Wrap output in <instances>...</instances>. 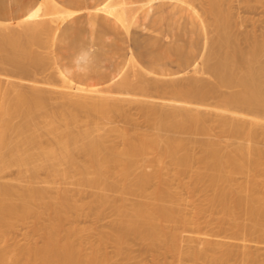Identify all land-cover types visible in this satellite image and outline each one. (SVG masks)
Segmentation results:
<instances>
[{
  "label": "bare ground",
  "instance_id": "6f19581e",
  "mask_svg": "<svg viewBox=\"0 0 264 264\" xmlns=\"http://www.w3.org/2000/svg\"><path fill=\"white\" fill-rule=\"evenodd\" d=\"M156 1L196 11L190 0H141L135 7L131 0H104L96 9L127 30L136 13ZM249 1L253 2L239 0V4L245 2L246 12L256 9ZM206 2L201 7L209 6L204 12L213 14L214 25L211 17L210 21L217 33L216 51L213 61L214 50L210 51L205 38L194 67L202 58L214 78L210 84H181L174 79L178 75L170 74H153L149 79L145 76L149 73L142 70L144 75L123 87L125 92L137 88L141 98H126L100 90L99 85L75 83L58 66L51 50L54 74L61 82L58 92L65 100L61 103L65 106L55 107L49 100L54 88L46 94V89L25 87L0 76V264H107L110 256L100 252V245L111 241L116 255L130 259L131 240H139L153 253L148 264H169L159 256L170 253L179 257L181 232L190 231L193 223L182 210L178 187L199 185L207 191L206 206L199 211L216 209L219 231L226 238L222 242L214 234L196 229L188 236L189 243L195 244L184 245L188 257L209 264L231 259L238 260L237 264H264V257L253 251L255 244H264V151L259 146V139L264 138V36L258 38L252 29L241 38L244 47L233 29L238 24L241 28L242 20L233 22L231 0ZM73 13L55 0H43L21 19L0 22L1 64L11 65L22 76L28 74V66L37 64L40 53L30 47L22 54L18 43L41 45V35L47 32L53 47L60 23ZM132 65L136 67L134 62ZM151 91L171 98L154 101ZM130 102L139 106L146 127L141 131L131 128L132 132L116 125L105 129L106 116L127 113L125 105ZM77 111L86 113L82 122ZM92 113L104 115V122L92 119ZM112 132L121 142L110 139ZM190 143L200 149V166L188 174V182L179 181L176 186L173 180H180L178 175L185 174L194 159ZM167 162L173 165L170 177ZM13 170L14 177L4 179ZM50 179L64 187L52 194L45 185ZM68 185L77 187L71 190ZM80 187L92 190L87 204L76 202ZM102 205L112 208L113 221L98 244L86 247L82 230L72 225V215H89ZM28 218H32L29 224L40 243H29L25 237L26 244L11 246L7 243L10 232L18 221L28 222ZM200 239L203 247L198 246Z\"/></svg>",
  "mask_w": 264,
  "mask_h": 264
},
{
  "label": "rangeland",
  "instance_id": "374dc122",
  "mask_svg": "<svg viewBox=\"0 0 264 264\" xmlns=\"http://www.w3.org/2000/svg\"><path fill=\"white\" fill-rule=\"evenodd\" d=\"M127 1H129V0H127ZM140 1L141 0H133V1L131 0V2L134 3V4L132 3V5H134V7L137 6L140 3ZM190 1L192 2V4L194 3L193 4L194 7L196 6L195 7L196 11H194L190 8L189 9H185V8L180 9L179 7L173 6L172 4H169V3L163 4L162 6H159V7H155L156 4H154L152 11H150V17L146 22L147 28H145L141 32H139V34L137 36V41L138 42H140V41L144 42L146 44V46L148 47V51L150 53H152V55H156V53H157L162 57L159 60L160 62L165 61L164 63H168L170 72H174V71L179 69V66H180L179 61L180 60L178 59L177 55L172 52V50L167 49V46L170 45V47H172L175 45H181V46H183V48H186L191 40H195L199 37V35H198L199 30L193 25L197 21L196 15L199 17V19L201 21L203 33H204V39L206 38L207 42L209 41L208 43L211 46L210 51L213 49V46L215 45L214 41L217 38L216 37V35H217L216 31H213V30H215V27L213 26L214 25L213 14L210 12V10H209V12H204L205 9L206 10L209 9V6L201 7L204 5H208L206 0H201V1L200 0H190ZM251 1H253V2H250V1L249 2L252 3L253 5L255 4L254 8H256V9L253 8L254 10L252 9L253 11H251V12H248V11L246 12L244 10V7H243L245 2L239 4V0H231V5H230V11L232 14L233 22H237V21L239 22V20H242L241 28L238 24L237 26H235L233 28L237 32H235L234 30H233V32L237 33V34H235V35H237V37L240 36L239 40H240V42L241 41L244 42V43H241L244 45V47L246 46V42L241 38L243 37L245 39V34H249V31H250V33H252L251 32L252 29L254 30V32H253L254 34L256 31L258 36L259 35L264 36L263 35L264 34V5H263L264 1L259 0L260 3L257 0H255V1L251 0ZM57 3L59 5H61L63 8L66 7L65 5H63L59 2H57ZM210 17L213 21V25H211L212 21H210ZM154 20H156V21L159 20L162 24L156 26L153 23ZM15 21H17V20L3 21V22H15ZM192 22H193V24H192ZM137 31H139V29ZM239 31H241L242 33L241 32L239 33ZM260 32L262 34H259ZM45 33H42V35H41V37L44 40L41 45L34 44L31 46L32 43H30V44L27 42L18 43V44H20L18 46L19 52L22 54L27 53V49H30V47L35 48L38 51V53H40L39 57H38L39 61L37 62V64L35 63V64H33V66H28V69H29L28 74H25V75L23 74V76H22V73H17L16 71H14L11 65L1 64V61H0V65H1L0 66V76L3 75L2 77L4 79H5V77H7L8 80L9 79L14 80V82H15V80H17V83L22 82L24 84V86L25 85H28V86L34 85V87H36L37 89L38 88H40L41 90L46 89V94L50 91V89L52 90L54 88V90H55L54 93H52V91H50L53 96L50 95V93L48 94V95H50V98L52 96V98L49 99L50 103L54 106L57 105L55 107L65 106V105L61 104L63 101H65L64 96L60 95V93L58 92L59 91L58 88H59L61 82H59L58 77L55 76L54 68H53V64H52L53 58H52L51 50H53V52H54V47L50 46L49 35L47 34V32H45ZM143 34H147V38L145 36H143ZM261 36H259L258 38H260ZM25 43H26V45H25ZM243 45H240V46H243ZM21 46H22V48L25 47V49H21ZM23 50H25V51H23ZM215 51L216 50H214V52L211 51V52H213V54L211 56L213 61H214L213 56L215 55L214 54ZM49 57H50V59H49ZM211 57H209V58H211ZM40 58L42 59V61ZM201 59L198 61V64L195 66L196 68L193 67L191 70H189L188 72H185L181 75L177 74V73L172 74L173 76L178 75L177 77L174 78L175 81L176 82L179 81L178 83H180V81H181V84H182V81L184 84H186L188 82L191 83L192 81H194V84L197 86H204L205 84L212 83L214 81V78L208 72L207 68L204 66ZM0 60H1V58H0ZM148 60L150 61L151 58L147 57V59H146L143 56H140L139 53H134L125 62L124 66L120 72V76L117 78L116 82H112L111 84H106V83L99 84L100 90H105V89L110 90L113 92L114 95L118 94L117 96H122V97H126V98H135V97L141 98V96L138 95L139 91H137L138 90L137 88L130 87V88H128L129 90L127 89L128 94H125L127 92H125L123 90H126V88H123V87L125 86V83H127L129 81H133L135 78H137V76L144 75V73H142V70L149 73V75H145L147 78H149V79L153 78L151 76L153 75L154 72L150 70V65L146 62ZM210 60H209V63L212 62V60L211 61ZM132 61L136 64V67L134 65H132V63H133ZM47 62H49V63H47ZM172 75H170V76H172ZM121 82L124 84H122ZM49 84H51V86H54V87L49 88V87H51ZM52 84H54V85H52ZM120 85L122 86L121 87L122 89L120 88ZM47 90H49V91H47ZM131 93L132 94L135 93V94L131 95ZM150 94L155 99L154 101H157V102L159 101L158 99H160L161 97H162V99L166 98V96L163 98V95H165V94L161 95L162 94L161 92L151 91V93H149V95ZM166 95L168 97L171 96L168 94H166ZM157 97H158V99H157ZM168 97L166 99H168ZM169 98H171V97H169ZM209 101H213V100L210 99ZM64 103L65 102H63V104ZM128 105H130V107ZM128 105H125V106H127L126 108H129L128 110L126 109L127 113H125L126 111H124L123 113L122 112L121 113L120 112H115V113L111 112V113H113L112 115H111V113H109L106 116L104 128L107 129L109 127L116 125V128L118 127L117 129H119V127H121L120 129H124L126 127H127L126 129L139 127L137 129V131L143 130L146 127V123L144 122V118H143L144 116H142L141 110H139V108H138L139 106H136L137 104H135V105L132 104V102H130ZM125 106H124V108H125ZM76 114H77V119L79 121L82 122L83 119H85V116H86L85 112L77 111ZM98 115H99L98 113L90 114L92 119L95 118V121H97L99 119V122H101V120H102L101 116L103 118L105 116L102 114H100L99 116ZM107 120H108L109 124L106 125ZM79 121H77V124L81 123ZM102 122H104V121L102 120ZM132 131H133V129H131V132ZM112 135L113 136H111L110 139L113 140V138H115V133L112 132ZM117 137L118 136H116V138ZM116 138L114 139V141L118 142V140H120V138H117L118 140ZM263 139H264L263 137L261 139H259L260 140L259 146L264 151V140ZM120 142H121V140H120ZM192 146H194V144L190 143V146L188 147V149H192ZM190 151L192 152L191 154L193 155V156L191 155V157L194 158V159L191 158V160H190L189 166L191 168L189 167L186 170V173H185L186 175L184 173H182L181 175H178L180 180H178L175 177V179H177L178 181L173 180L174 185H176V183L178 184L179 181L188 182V179H189L188 174H190L192 171H194L196 168H198L200 166V162L198 159V156L200 154V152H199L200 149L198 148V146L195 145L193 147V149ZM167 163H166V167H167ZM170 164L168 165V168H167V170L170 169V171H168L169 174L167 173V175L173 176L172 174L174 173V171L171 170L173 168V165L170 166ZM43 176L45 177V175L42 173L40 175V177L42 179H44ZM13 177H14V170L11 171L10 174H7L4 177V179H10ZM239 178H241V177L239 176ZM57 181L50 179V180H48V183L45 184L46 187L49 186L48 189H50V192L52 194L53 193L55 194L54 191H56V189H60V187L61 188L64 187L62 185V183L59 184L60 182L58 181V183H57ZM56 184L57 185L59 184L58 185L59 187H57ZM52 186H54V187H52ZM68 187H69V189L74 190V189H76L77 186L74 187V185L73 186L68 185L67 188ZM80 189H81V191H80L81 193L80 192L76 193L77 194L76 198H75L76 202H78V204H80L79 203L80 201L81 202L83 201L85 203L88 200V202H89L92 198V197L89 198V193L91 196L92 190H91V192H89L90 188L88 189V187H85V188L80 187ZM178 190H180L181 195L183 197V200L181 201L182 210L193 221V223H191V225L189 226L191 232L190 231L181 232V238L179 241V246H180V248H182L181 250L183 253L181 252L179 257L177 255L173 256L174 254L172 255L170 253H168V254L164 253L165 255L161 253L162 255L159 256V259H161L162 261H165L167 263L169 262V264H209L207 262L203 263L201 261L194 262L193 260H191L188 257V255L185 253L186 252L185 250H186V248H187L186 246H188V244L189 245L195 244L194 241H191V243H189L190 240L188 239V236H192L193 235L192 231H195L196 229H199L204 234L210 232V233L214 234V236L218 240L225 242L226 234L223 232H220L218 225H217L218 224L217 223V216L219 215V212H217L216 209L210 210V211L207 210V211H203V212L199 211V208L201 206H206L207 191L204 189V187L202 185L195 186L191 189L186 188V187H178ZM78 193H79V195H78ZM81 204H83V203H81ZM86 204H87V202H86ZM81 213H79V215H76V214L72 215V216H74V217H72V225L82 230L83 237H85L84 238V240H85L84 245L86 247L91 246V243L92 244H98L99 243L98 239L100 238V236H102V234L104 232H107L109 230L111 223L113 221L112 208L109 205H102V206H98L97 209L93 210L92 212H89V215L87 213H86V215L83 214L84 212H81ZM80 214H81V216H80ZM31 219L28 218L27 219L28 222H26V220H25L24 223L18 221V223L15 226L16 228L10 232L11 235L8 236L9 238L7 237V240L9 239V241H7V243H10L11 246L13 244L19 245V243L24 245V244H26L25 237L28 238V240H30L29 243H31L32 240H33L32 243H36V242L40 243V241H39L40 239L36 238L38 236L33 235L34 231L32 233L33 226H31V224H32ZM74 220H75V222H73ZM29 221L31 222V224H29ZM183 235H184V237H183ZM28 240H27V243H28ZM186 241H188V243ZM199 241H200V243L198 246L203 247L202 242L204 240L200 239ZM12 242H14V243H12ZM21 244H20V246H21ZM254 244H252V245L254 246ZM260 244H257V245L255 244V247L253 248V246H252V248H253V251L256 253V255L257 256L259 255V257L262 258V257H264V244L263 243H262L263 245L262 244L260 245ZM184 245H186V246H184ZM100 246H101L100 252L103 254H106L107 256H110V260L108 261L107 264H123V263H126V264H148L152 261V258H153V253L147 248V246H145V244H143L142 242L140 243L139 240L138 241L135 240L133 242H132V240L130 241V244L128 246V251H127L131 255L130 259H124L123 255H116L114 245L111 241H107L104 244H101ZM181 246H183V247H181ZM180 257H182V258H180ZM236 259H238V258H236ZM234 261H235V259H231L228 263H222V264H234V263L237 264L238 263V260L236 261L237 263ZM239 262H240V256H239ZM211 264H221V263L213 262Z\"/></svg>",
  "mask_w": 264,
  "mask_h": 264
},
{
  "label": "crops",
  "instance_id": "0c3cea01",
  "mask_svg": "<svg viewBox=\"0 0 264 264\" xmlns=\"http://www.w3.org/2000/svg\"><path fill=\"white\" fill-rule=\"evenodd\" d=\"M41 1L43 0H0V22L21 19ZM103 1L55 0L56 3L65 5L66 9L74 11L73 15L60 23L53 47L58 66L75 83L108 84L120 75L125 62L134 53H139L146 59L151 58L146 62L155 75L176 73L181 75L191 70L201 57L204 33L197 15L196 23L192 24L199 30V37L191 40L186 48L181 45L167 46V49L172 50L180 60L179 69L174 72L169 71L168 63L159 61L162 58L159 54L152 55L144 42L137 41L139 32L147 28L146 22L154 4L155 7L169 3L180 9L189 8L169 1L153 2L135 15L126 30L111 17L96 9ZM153 23L156 26L162 24L159 20H154ZM143 36L147 38V34Z\"/></svg>",
  "mask_w": 264,
  "mask_h": 264
}]
</instances>
